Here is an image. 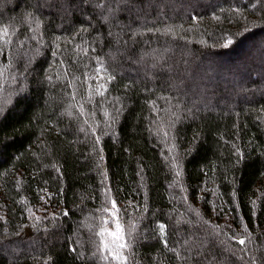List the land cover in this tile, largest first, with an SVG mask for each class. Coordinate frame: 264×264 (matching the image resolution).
<instances>
[{
    "label": "trees",
    "instance_id": "16d2710c",
    "mask_svg": "<svg viewBox=\"0 0 264 264\" xmlns=\"http://www.w3.org/2000/svg\"><path fill=\"white\" fill-rule=\"evenodd\" d=\"M4 28L0 264H115L113 201L129 264H264V0H0Z\"/></svg>",
    "mask_w": 264,
    "mask_h": 264
},
{
    "label": "snow or ice",
    "instance_id": "6c2138e0",
    "mask_svg": "<svg viewBox=\"0 0 264 264\" xmlns=\"http://www.w3.org/2000/svg\"><path fill=\"white\" fill-rule=\"evenodd\" d=\"M7 36H8L7 28L0 30V38ZM7 42L8 41H5V43ZM229 43H231V41H229ZM99 72L100 69H97V74H99ZM95 91L96 94L103 96L104 92L106 91V87L104 84H98ZM0 112H2V109H0ZM104 211L109 212V214L113 217L115 223H114V229L109 230L107 225L112 221L102 218V227L96 233V235L100 237V246L98 250L101 253H107V255L103 256L105 260L111 259L112 261L115 262V264H129V258L127 255H125V252L130 247V243L128 239H126L124 228L120 224L119 217L116 215V211L118 210L116 209L115 201L112 202V210L104 209ZM160 227H161V231L163 232L164 226L161 225ZM130 235L131 233L129 232L128 236ZM239 243L243 245L245 241L241 239Z\"/></svg>",
    "mask_w": 264,
    "mask_h": 264
},
{
    "label": "rangeland",
    "instance_id": "374dc122",
    "mask_svg": "<svg viewBox=\"0 0 264 264\" xmlns=\"http://www.w3.org/2000/svg\"><path fill=\"white\" fill-rule=\"evenodd\" d=\"M114 229V225L112 227L109 228V230H113ZM114 262V261H113Z\"/></svg>",
    "mask_w": 264,
    "mask_h": 264
}]
</instances>
